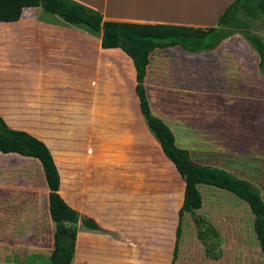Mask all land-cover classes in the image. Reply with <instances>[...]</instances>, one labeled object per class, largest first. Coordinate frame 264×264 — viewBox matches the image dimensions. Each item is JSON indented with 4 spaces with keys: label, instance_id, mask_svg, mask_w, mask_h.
<instances>
[{
    "label": "crops",
    "instance_id": "crops-1",
    "mask_svg": "<svg viewBox=\"0 0 264 264\" xmlns=\"http://www.w3.org/2000/svg\"><path fill=\"white\" fill-rule=\"evenodd\" d=\"M72 1L119 22L208 28L218 25L234 0ZM40 11L28 7L19 18H3L0 115L10 127L49 146L59 170L60 194L101 227L90 229L79 220L72 264H172L159 254L176 237L184 180L167 242L157 202L148 214L132 197L122 212L113 198L121 172L129 186L159 182L161 146L141 112L132 58L119 47H102L100 35ZM240 47L256 53L237 32L212 50L192 53L169 45L150 55L144 80L150 106L169 127L180 120L186 135L182 145L170 128L194 163L238 165L240 155L264 153V136L234 129L239 118L258 122L255 106L264 104V96L254 93L253 79L255 70L264 71L258 61L250 64L249 51L244 54ZM193 56L199 57L197 64H192ZM235 87L248 94H234ZM211 96L214 107L207 109ZM224 100L229 103L223 110ZM239 100L247 114L240 115ZM80 138L86 139V147L80 146ZM49 190L38 158L0 151V264H49L54 240Z\"/></svg>",
    "mask_w": 264,
    "mask_h": 264
},
{
    "label": "trees",
    "instance_id": "trees-1",
    "mask_svg": "<svg viewBox=\"0 0 264 264\" xmlns=\"http://www.w3.org/2000/svg\"><path fill=\"white\" fill-rule=\"evenodd\" d=\"M28 7H39L40 14L44 17L59 19L98 33L101 36L102 47H119L132 58L136 69L135 88L145 122L164 154L174 163L184 180V199L178 210L177 238L182 233L185 213L194 215L200 238H208L210 232L216 233L208 220L196 212L203 205L199 185L210 184L235 193L249 204L255 214L254 228L264 253L262 194L251 182L234 176L225 168L192 162L189 151L176 144L172 129L153 114L144 85L150 55L156 48L179 45L187 51L199 53L216 48L222 40L237 32L241 33L254 49L258 65L264 71V35L253 29L251 23L260 20L264 24V0H234L221 15L218 25L208 28L119 22L105 19L99 12L72 0H0V32L6 29L3 18H19ZM126 65L129 69L128 61ZM0 151L17 152L41 161L50 189L49 212L54 223L50 261L51 264H72L79 220L90 229L100 230L101 227L94 219L80 215L78 210L70 206L60 194L59 170L49 146L25 130L10 127L1 115ZM168 176L172 182L180 184L177 175L171 173ZM177 250L176 241L172 264L177 261Z\"/></svg>",
    "mask_w": 264,
    "mask_h": 264
},
{
    "label": "rangeland",
    "instance_id": "rangeland-1",
    "mask_svg": "<svg viewBox=\"0 0 264 264\" xmlns=\"http://www.w3.org/2000/svg\"><path fill=\"white\" fill-rule=\"evenodd\" d=\"M251 23L253 29L264 35V24L260 20L257 22L252 21ZM94 34L99 35L98 33ZM246 50L249 51L247 55L249 63L256 65L258 61L257 54H252L249 47L239 48V51L244 54H246ZM165 60L166 58L163 59L164 62ZM198 60V56H193L191 62L193 64L194 61V63L197 64ZM213 76L214 75L208 77L213 78ZM235 76L237 78H242L244 75L238 74ZM253 76L255 81V95L264 96V74L255 70ZM213 86L212 84V88ZM233 91L234 94H248L246 90H241L239 87L233 88ZM227 98L228 97H224L223 99ZM213 99L214 96L208 97V100L204 104L207 105V109L214 107L212 104ZM152 100H154L155 103L160 102L154 97ZM255 100L261 101L258 99ZM226 101L228 100L223 101V110L228 107L227 103H229V101ZM241 102L242 100L238 101V107L236 108L239 110L240 115L247 114V107ZM155 103H153V105H155ZM257 104L259 106H255V112L259 116V118L256 117L258 122H254L253 124L250 120L247 121V119L239 118L238 122H234V129H237V131L241 133H253L255 136L263 138L264 121L262 120L264 119V104L262 102ZM151 110H153L152 112L154 115H158L154 109L151 108ZM167 121L169 122V120ZM169 123L168 124L175 132L177 142L182 145V141L186 135L180 120L176 119V123ZM74 144L75 142H72L68 145L70 152L75 149H70ZM83 145L86 147V139L80 138V146ZM88 149H90V147H88L87 150ZM158 164L160 165L158 184L148 185L147 182V185H142L141 187L129 186L127 185L126 176L121 172L120 176L116 179L118 181L117 192H113L114 196H112L113 198L116 196L115 199L120 203L119 209L122 212L128 210L129 202L132 201V197L136 198V204H142L143 212H147L148 214L152 206L154 207V204L157 202L160 223L164 221L162 238L163 242H167L170 236L169 226L171 223L175 222V211L177 207H179L181 200L182 177L173 168L172 165L174 164L163 155L160 147L158 151ZM237 164L238 165L218 166L227 169L234 176L251 182L264 198V153L256 151L254 155H240ZM171 173H174L180 178V184L171 181L168 176ZM132 189H134V191H132ZM199 189L203 195V205L201 208L197 209L196 212L208 220L216 233L210 232L208 238H200L198 236L199 227L194 220V215L185 213L180 237L177 238L176 236L174 240L167 243L168 246L160 249L159 258H165L167 260L172 259L177 241L178 250L175 264L178 262L187 264H264V253L260 247L254 228L255 214L252 212L249 204L245 200L239 198L235 193L217 186L201 184L199 185ZM48 263L50 264L49 259Z\"/></svg>",
    "mask_w": 264,
    "mask_h": 264
}]
</instances>
